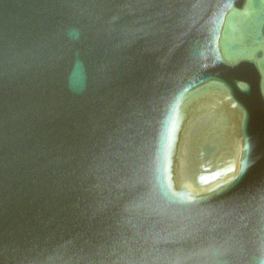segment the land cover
<instances>
[{
    "label": "water",
    "instance_id": "water-1",
    "mask_svg": "<svg viewBox=\"0 0 264 264\" xmlns=\"http://www.w3.org/2000/svg\"><path fill=\"white\" fill-rule=\"evenodd\" d=\"M0 264H264V0H0Z\"/></svg>",
    "mask_w": 264,
    "mask_h": 264
}]
</instances>
